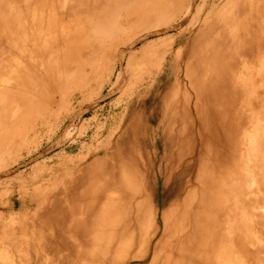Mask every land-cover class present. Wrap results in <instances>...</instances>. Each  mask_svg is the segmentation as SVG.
Returning <instances> with one entry per match:
<instances>
[{
  "label": "bare ground",
  "instance_id": "6f19581e",
  "mask_svg": "<svg viewBox=\"0 0 264 264\" xmlns=\"http://www.w3.org/2000/svg\"><path fill=\"white\" fill-rule=\"evenodd\" d=\"M40 158L0 264H264V0H0V186Z\"/></svg>",
  "mask_w": 264,
  "mask_h": 264
},
{
  "label": "rangeland",
  "instance_id": "374dc122",
  "mask_svg": "<svg viewBox=\"0 0 264 264\" xmlns=\"http://www.w3.org/2000/svg\"><path fill=\"white\" fill-rule=\"evenodd\" d=\"M119 96H120V93H116V94H114L113 96H111V97H109V98H107L106 100H104L98 107H102L103 108V110H102V114H103V116H107V115H114L116 112H118L117 110H114V108L113 107H111V104L115 101V100H117L118 98H119ZM94 114H95V111L94 110H90L87 114H86V116H85V119L84 120H89V119H91L93 116H94ZM115 124V121H113V120H110L109 122H108V126H113ZM84 131V130H83ZM62 150V148L61 147H59L58 149H57V152H60ZM44 160H46V159H44V158H40L39 160H37L36 161V163L35 162H32V163H30V164H28V166H22V167H17L18 168V170H17V168H16V170H15V172L13 173V175L15 176V177H17V179L18 180H16L13 184H11L10 185V183L8 184V185H1L0 186V193L1 192H7L6 194L4 193V195L1 197L0 196V205L1 206H3V208H5V210L4 209H2V213L3 214H5L4 216L7 218L8 217V214L9 215H11V214H20L21 212H28L29 211V207L28 206H25V207H23V208H21L20 206H16V208L17 209H11L12 211H9V209L11 208L10 206L13 204V202L17 199V198H19V196H18V191L21 189V187H22V185H25L24 183H23V180L24 181H29V183H31V181H30V177L32 176L31 174H32V169H33V167H34V165H36V164H38L39 163V165H44ZM40 161V162H39ZM43 162V163H42ZM35 163V164H34ZM33 164V165H32ZM28 169H27V168ZM22 168V169H21ZM23 170V171H22ZM25 170V171H24ZM23 175V176H22ZM16 198V199H15ZM14 199V200H13ZM20 210H24V211H20ZM8 213V214H7ZM263 234H264V232H263ZM3 250H5V251H10L9 253V255H10V258L12 259H15V255H16V251L14 250V249H12V248H5V247H3ZM259 259H262L263 257H264V251H260L259 252Z\"/></svg>",
  "mask_w": 264,
  "mask_h": 264
}]
</instances>
